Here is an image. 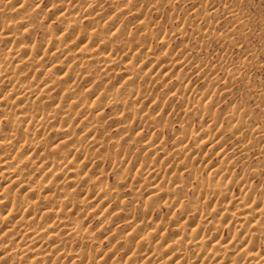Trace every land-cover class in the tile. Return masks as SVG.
Returning <instances> with one entry per match:
<instances>
[{"label":"bare ground","instance_id":"bare-ground-1","mask_svg":"<svg viewBox=\"0 0 264 264\" xmlns=\"http://www.w3.org/2000/svg\"><path fill=\"white\" fill-rule=\"evenodd\" d=\"M101 2L102 0L100 2L99 0L80 1L84 7H96L98 11L101 9ZM107 2L111 3L110 12L113 14L118 15L120 10L123 9L124 2L122 3L120 0ZM13 3L16 4L12 5ZM23 6H25V3L22 4L21 1L20 3L13 0L0 1V16L14 12L10 10L13 7L21 9ZM60 6V10L56 13L61 22L60 30L66 34L77 31V26L73 22L76 21V16L80 14L77 10L81 9V6L77 10L75 9L76 11L73 10L74 8L71 9L67 3L66 6ZM126 9L127 7L124 10L126 11ZM232 10L229 7L226 8V12H232ZM98 13L97 11L94 14L88 13L86 17L90 18L89 21L92 24L98 23L101 18L98 17ZM147 17H137L140 18L139 25L141 28H148L151 25L153 20H147ZM28 19L27 16H23L18 22H20L19 24L24 23L22 27H25L29 24ZM10 22L0 24V182L3 183L0 187V264H65L66 256L69 254L72 256L70 264H80L84 261L85 254L82 253V250L72 249L68 246L72 243L89 244L94 239L91 233L85 231L84 220L86 215L81 214L83 209L79 207L85 205V203L90 204V207L95 204L97 206L103 205L102 211L98 216H104L108 211L114 212L108 204L112 194L111 191L98 185L91 189H89V186L87 188L88 183L96 181L97 178L92 179L88 174L82 175L83 173H80L81 169L94 159L92 156L90 160L91 156L89 157V155H84L85 157L83 158L82 148L80 147L82 140L87 139L85 142L87 147L95 146L96 150L103 149L102 141H98L96 138H88L96 119H92L86 114L93 111H95L94 114H99V104L101 105L103 101L117 107L122 106L123 102H118L120 95L117 92H110L98 99L96 104L92 103L95 105H86L81 98L76 96V90L74 91L73 88L74 78H77L76 74L89 72V65L92 64V60L97 63L96 67L99 65L108 69L106 68L107 66L109 67L115 63L117 59L120 60L125 57L122 60L123 63L125 62V67L120 72L125 77L127 85H131L133 79L138 75V71L143 68L137 69L135 61L136 63L139 62V66H150L145 74L146 76L159 78L162 83H165L168 80H172L175 75L174 71L178 70L186 59L169 58L167 56L168 59H164L161 64L160 58L156 56L154 50H151V48L138 50L140 47L130 56L125 53L123 57L118 56L117 58L112 52L106 54L102 52L104 51L102 47V49L95 47L98 43V45L100 43L103 44L102 42L105 45H109L108 41L112 37V35L101 34L97 30H87L82 34L83 37L81 39L85 38L84 43L52 41L54 45H49L50 48L48 46L50 41L46 40L45 46L47 49L45 52H40V48H34L33 50L28 48L30 46L23 44L25 41L23 42V39L13 34L11 30L13 23L11 24ZM196 28H199V26ZM26 30L27 33L31 31L29 29ZM198 30H202L201 27ZM181 33L183 31L179 33L180 36ZM132 37L136 38V36ZM145 37L144 40H149L148 33ZM125 38L120 39V43L122 42L123 45L125 43L124 40L127 41ZM224 38L221 36L220 40ZM163 39L164 37L161 38V42L165 44L166 41ZM70 45H73L74 48L69 51ZM140 49L143 48L141 47ZM33 62L35 63L33 64ZM37 67L42 69H37ZM64 67L72 69V73L68 74V71H64L65 73L63 72L60 76L57 75L58 72L57 74L54 73ZM30 74L35 75V77L40 75L39 79L34 77L39 81L37 82V87H33L32 85L34 84H22V81L29 78ZM130 74L132 75L129 76ZM203 75H199L198 79H201V82H205L204 84L209 85L210 88L213 87L212 84L216 83V81L210 85L208 84L210 83L209 79H207L208 76L205 77ZM181 76L178 75V79ZM172 81L176 82V80ZM89 83L90 81H88L87 85ZM100 83H102V79L98 82H92L90 87L85 89L84 94L91 95L96 92V86H99ZM186 86L181 91L183 93L179 92L182 100L186 102L182 110L183 114L188 118L189 114L200 112L206 123L205 127L208 126V123L215 121L217 117L214 113H210L209 109L216 106L220 100L209 96V87L205 90H200L195 88V85L190 86L189 89ZM94 87L96 88L93 89ZM228 87L229 84L227 83L221 88L224 89L221 93L229 94L230 90H228ZM54 94L58 96L57 99H53ZM177 95L174 94V97H177ZM221 96L224 98V95ZM204 99H207V101H203ZM39 102L48 105L45 111L42 110L45 105L43 106ZM39 106L42 107L40 108ZM75 108L84 111V117L78 121L80 129L77 132L74 125L76 122H74L75 117L72 116V110ZM238 109L237 105L236 107H230L226 111L229 115L228 119L230 118L232 121L231 123L233 124L236 121V126L232 125L228 129L231 131L230 137L235 138V142L231 145H227V140L222 136H217L213 140L208 141L212 137L213 127H209L210 129L208 127L203 128L202 132H207L197 140H195L196 136L202 134V132H188V130H185V134L182 133L180 138L174 139V148L171 152H169L170 149L168 151L163 149L162 141L159 138L149 137L141 140L148 149H155L152 157H157L158 161L163 156L178 160L177 163L173 162L175 163L173 168L171 163L170 167L165 166V164L164 167L158 162L154 163V160H152V164L143 165L136 169L134 175L136 177L141 175L143 180L147 181L143 186L145 190H149L146 191L148 193L145 192L146 194L143 197L145 204L155 199H165L166 197L168 199L169 196H172L170 193H173L175 189L172 190L169 186L170 190H172L171 192L168 191L169 188H167L168 190H165V188L163 190V185L162 187L160 185L162 181L178 183L177 178L180 177V173L190 167L192 162L203 160L206 165L209 154L217 158L216 163L209 165L208 175L204 180H200L197 173L189 172L191 179L200 180L199 185L195 187V191L200 197L204 198H202V204L203 202L210 204L209 210L206 213H202L201 203H198L197 200L193 204L189 203V205H185L182 201L181 203L177 198V200L168 202L166 205L168 209L176 211V213L172 214L174 215L173 222L176 225L174 230H171V235L172 232L173 235L170 238L164 235L166 230L164 234L162 233L163 228H165L163 224L150 226L145 221L144 223H138L134 215L133 219H131L132 215L130 217L127 215L129 214L128 208L122 204V209L115 211L114 214L123 216V220L127 219L124 225L125 231L122 234L118 235L116 232L115 235L107 237L110 247L98 255L97 261L102 262L103 258H108L109 261L105 264H120L118 259L110 257L108 252L116 248L115 245L119 242L127 240L134 242L136 240L134 247L130 245V253L128 252L129 255L126 257L125 262L121 264H264V196L259 198L253 196L255 186L247 184L248 174L246 175L245 173L240 178L230 177L229 175L234 163L237 162L236 160L243 159L253 146L252 141L246 138V133H249V131L258 133L260 131L258 128H251L250 124L240 118L241 115H236ZM133 111H135L134 107ZM150 116L151 113L145 114L144 120L149 126H152L158 119L156 116ZM1 117L6 119V124H2ZM113 119L115 121L114 124H118L124 129L128 127L123 124L125 122L124 117L117 115ZM17 121H23V124L20 125ZM222 128L219 130L224 133L227 129ZM219 130L217 129V131ZM53 138L55 140H52ZM190 139L195 140V145L198 142L203 144L208 141L202 155L196 154L193 156L194 152L189 150ZM114 145H117L116 141H114ZM229 153L231 154L229 155ZM80 157L83 159L77 161ZM164 161L166 163L165 159ZM170 172H172L173 176L167 177L166 175ZM234 180L240 181L243 188L239 193L232 195L230 187ZM219 197L228 198L224 203L220 201V203H223L221 208L218 207V202L214 203L212 201L216 198L219 199ZM105 204L108 205L104 207ZM117 207L119 208V206ZM149 209H146L147 212ZM189 215H192L194 220L192 218L188 219ZM81 216H84V218L79 219ZM139 220H141V217ZM169 221L171 222V220ZM165 224L164 226H166ZM203 227H208L210 232L208 234L204 233ZM222 230L227 231L225 238L218 237ZM187 245L194 248V255L190 263L187 260L183 262L184 259L179 256L180 254L175 256L176 252L183 248H188ZM164 250L167 253H164V256L158 259L160 253L164 252ZM87 263H89V260H86L83 264Z\"/></svg>","mask_w":264,"mask_h":264},{"label":"rangeland","instance_id":"rangeland-1","mask_svg":"<svg viewBox=\"0 0 264 264\" xmlns=\"http://www.w3.org/2000/svg\"><path fill=\"white\" fill-rule=\"evenodd\" d=\"M0 1L5 2L9 0ZM13 1L18 3L21 1L22 4L25 3V6L21 9L13 7L10 10L14 12L5 15L2 14L0 16V24L6 22L9 23V21H11L10 23H13V27H11L13 34L23 39V42L25 41V43H22L26 46H30L28 47L29 49L34 50V48H40V52H45L47 49L45 46L46 40H49L51 43L52 41L84 43L85 38L81 39L83 37L82 34L87 30H97V32L99 31L101 34H106L108 36L112 35V37L111 40L108 41L109 45H105V43L102 42L104 46L101 43L98 45V43L95 47H102L103 49H101L104 50L102 52L106 54L112 52L117 58L118 56L123 57L125 53H128L130 56L137 51L139 47H142L143 49L139 48L138 50L149 48L154 50L156 56L160 58L161 64L164 59H168V57L180 58L182 60L186 59L184 64L180 66L178 70L174 71L175 75L172 80H176V82L168 80L165 83H162L159 78L156 79L154 77L146 76L145 74L150 66H139V62L137 61L138 63H136L135 61V67L137 69L143 68L138 71L139 73L135 79H133L131 85H127L124 79L125 77H123L120 72L125 67V62L123 63L122 61L125 57L120 60L117 59L116 62L113 63L114 65L111 64L109 67L107 66L106 68L108 69L99 65L96 67L97 63L92 60V64L89 65V72L76 74L77 78H74L73 88L74 91L76 90V96L81 98L86 105H95L98 99L104 97L110 92H117L120 95L118 102H123L122 106L117 107L109 102L103 101L101 105L99 104V114H94L95 111L86 114L92 119H96L88 138H96L98 141H102L101 144L103 145V149L96 150L95 146L87 147L85 144L87 139L82 140L80 147L82 148L83 158L85 157L84 155H89V157L91 156L90 160L92 159V156L94 159L91 163L83 167L80 173H83L82 175L88 174L92 179L97 178L96 181L89 182L87 188L90 187L89 189H91L98 185L103 188L106 187L111 191L112 194L108 200V204L114 212L108 211L104 216H98L102 211L103 205L97 206V204H95L91 207L89 206L90 204L86 203L83 206L79 205V208L83 209L81 214L86 215L84 220L85 231L91 233L94 239V241L89 244L72 243L68 246L72 249L77 248V250H82V253L85 254V259L80 264H83L86 260H89V263L87 264H105L109 261L108 258H103V261L100 262L97 261V258L98 255L102 254L110 247V243L107 239L108 236L115 235L116 232V234L119 235L125 231L124 225L127 219L123 220V216H116V214H114L115 211L121 210L123 205L128 208L129 214L127 215H129V217L132 215L131 219L135 216L134 218L138 223H144L145 221V223L147 222L150 226L163 224V227L165 228H163L162 233L164 234L166 230V233L168 234L165 233L164 235L169 237L173 235V232L171 235V230L173 231L176 225L173 222L174 215H172L176 213V211H170L168 209L166 206L168 202L178 199L185 205H189V203L193 204V202L197 200L198 203H201L202 213H206L209 210L210 204L206 202H203L202 204L204 198L198 195L195 191V187L199 185L201 179L204 180L207 178L208 169L210 167L209 165H213L217 161V158L211 154L208 155L206 165V162L203 163V160L200 162H192L190 167L180 173V177L177 178V181H179L178 183H172L171 181V184L163 181L160 183L161 187L163 185V190L164 188L165 190H168L167 188H169V186L172 190L175 189L173 190V193H170L172 196H169L168 199L167 197L165 199H155L146 204L143 202L144 194L148 193L146 191L149 190L143 188L147 182L143 180V176L138 175V178L134 175L136 169L143 165L152 164V160H154V163L158 162L161 166H164L165 164L167 167H170L169 165L171 163L173 164V168L178 160H175V158L169 159L166 156H163L164 158H159L158 161L157 157H152L155 149H148L142 143V139L149 137L159 138L160 141H162L163 149L166 151L170 149L169 152H171L174 148L173 143L175 140L180 138L182 133L185 134L187 130L188 132L200 131L201 133L206 127H213L214 130L212 129V137L208 141L213 140L217 136H222L227 140V145H231L235 142V138L232 136L230 137L231 131L228 129L232 127V125L234 126L236 121H233L234 123L232 124L231 119H228L229 115L226 111L230 107H236L238 105L240 110H237L238 114L236 113V115H241L240 118H242L243 121H246L247 124H250L251 128H258L260 131L258 133L253 131L246 133L247 137H245L248 138L249 141H252L253 146L248 150L243 159L236 160L237 162L234 163L229 175L230 177L235 176L236 178H240L243 174H248L249 178L247 184L255 186L253 196L257 198L264 196V0H120V2L123 1L124 3L122 2L123 9L120 10V14L118 13V15L110 12L111 3L109 4L107 1L112 0H102L100 3L101 9L99 11L96 10V7H94L95 9L93 7H84L83 4L80 3L81 0H38V2L37 0ZM100 1L101 0H99V2ZM66 3L71 9L74 8V11L80 6L82 9L79 8V10H77L80 14L78 12L79 15L76 16V21L73 22L77 26V31L67 34L60 30L61 22L56 14L60 10V5L66 6ZM15 4L16 3H13L12 5ZM125 7H127L126 11L124 10ZM225 7H229L234 11L226 12ZM96 11L99 12L97 15L101 18H98V23L92 24V22L89 21L90 18H87L86 15L88 13L94 14ZM155 12L157 13L155 14ZM23 16L29 18L27 20L29 24L25 27H22V24L24 23L19 24L20 22H18ZM137 17H147V20L153 21H151V25L148 28H141L139 25L140 18ZM110 20L112 21L110 22ZM198 26L199 28L201 27L202 30H198L199 28H196ZM26 29L31 30L32 33L31 31L27 33ZM179 31H183L181 36ZM119 32L122 33L120 34ZM147 33L149 35V40L146 41L144 39L146 38L145 36ZM132 36H136V38ZM162 36L166 41L165 44L161 42V38H163ZM221 36L226 39L224 38L220 40ZM124 37H126L125 39L127 41L124 40L125 43L123 45L122 42L120 43V39H124ZM50 42L48 46L54 45ZM232 42H234V44H232ZM139 43L141 44L139 45ZM135 44L137 45L135 46ZM73 48L74 46L70 45L69 51ZM34 63L35 62H33V64ZM67 65L72 66L69 63ZM38 68L39 67H37V69ZM64 71H68V74H71L73 70L64 67L62 70H56L54 73L57 74L58 72L57 75L60 76ZM198 74H204L203 76L205 77L208 76L207 79H209L210 82L208 84L211 85L214 81H216V83L212 84L213 87L210 88L209 85L207 86V84H204L205 82L203 83V81L201 82V79H198ZM131 75L132 74L129 76ZM178 75L181 76L180 79H178ZM36 76L37 77L30 74V76H28L29 78L22 81V84H34L32 86L37 87V82L39 81L36 79H39L40 75L39 77L38 75ZM100 79H102V83H100L99 86H96L97 88H93H96L97 91L91 95H85V89L89 88L92 82H98ZM88 81H90L89 85H87ZM227 83L230 87H228L230 93L223 94L221 91L224 89L221 88ZM198 84H201V89ZM192 85H195V88L200 90H205L209 87V96L221 101H219L220 104L218 102L216 106H213V108L211 107L209 109L210 111L208 110L210 113H214L217 117L215 121H211L212 123L209 122V125L206 127V123L200 112L189 114L188 118L182 112L186 102L182 100L181 93L183 92L181 91H183L185 86L189 89ZM174 94H178L177 97H174ZM221 95H224V98H222ZM57 97L56 94L53 95V99H57ZM203 101H207V99H204ZM39 104H41V102H39ZM42 104L43 106L45 105L44 109H42L45 111L47 109L46 106L48 105L44 103ZM39 107L41 108L42 106ZM133 107L136 112L133 111ZM130 112L131 114H129ZM83 113L84 111L78 108L72 110V116L75 117L74 122L76 121L74 124L77 127V129L75 127L76 132L80 129L78 121L84 117ZM147 113H151V116H156L158 119L152 126H149L144 120L145 114ZM117 115L124 117L125 122L123 124L127 125V128L124 129L120 125L114 124L115 121L113 118ZM1 122L4 125L7 121L4 117H1ZM17 122L20 123V125L23 124V121ZM57 123L59 124V121ZM222 127L227 129L224 133L219 130ZM217 129L219 131H217ZM206 132L207 131H204L202 134L196 136L195 140L202 137ZM52 140H55V138ZM195 140L190 139L189 150L194 152L193 156L196 154L202 155L208 141L203 144L198 142V144L196 143L197 145H195ZM114 141L117 142V145H114ZM74 142L77 143L76 140H74ZM230 154L231 153H229V155ZM83 158L80 157L77 161H81ZM164 159L168 164L164 163ZM190 171L197 173L200 180H196V182L194 179H191L189 177ZM81 174L80 176H82ZM171 175L172 172L168 173L166 176L170 177ZM233 182L230 191L232 195H235L242 190L243 186L240 184V181L234 180ZM1 184L3 183L0 182V187ZM179 189L183 191L180 192V190L177 192L176 190ZM172 190L169 188L168 191L171 192ZM133 192L137 194L134 195ZM227 199V197H219V199L216 198L212 201L214 203L218 202L219 204L217 203V205L221 208L224 201ZM123 201L125 202L123 203ZM220 201H223V203H220ZM108 204H105L104 207ZM117 206H119V208ZM145 208L149 209L148 212ZM137 217L138 219L141 217V220L138 221ZM80 218H84V216L79 217V219ZM187 218H192V220H194L192 215H189ZM169 220H171V222ZM164 224L166 226H164ZM202 230L206 234L210 232L208 227H203ZM219 236L225 238L227 236V231L222 230L218 237ZM129 241L127 240L117 243L115 245L116 248L113 249L114 251H109L108 255L118 259L120 264L125 262L126 257L130 253V247H134L136 242V240L134 242ZM187 247L188 248H183L179 252H176L175 256L180 254L179 256L184 259L183 262H186L187 260V262L189 261L188 263H190V261H192V256L194 255V248L189 245H187ZM164 253L165 250L160 253L158 259H161V256L163 257ZM71 259V254L67 255L65 264H70L72 261Z\"/></svg>","mask_w":264,"mask_h":264}]
</instances>
